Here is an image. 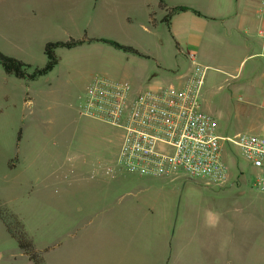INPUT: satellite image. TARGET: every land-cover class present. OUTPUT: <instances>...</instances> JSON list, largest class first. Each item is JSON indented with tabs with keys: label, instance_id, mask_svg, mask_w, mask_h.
<instances>
[{
	"label": "rangeland",
	"instance_id": "1",
	"mask_svg": "<svg viewBox=\"0 0 264 264\" xmlns=\"http://www.w3.org/2000/svg\"><path fill=\"white\" fill-rule=\"evenodd\" d=\"M190 1L131 0L114 13L118 26L128 15L131 25L144 21L162 39L147 35L142 40L160 65L153 70L157 75L150 73L148 85L163 77L178 85V75L194 70L161 20L172 7ZM72 2L0 0V52L27 63L32 73L46 64L48 42L113 34L103 25L92 30L56 22L61 11H73ZM38 7L49 12L42 22L32 12ZM114 14L89 8L82 15L107 20ZM114 41L128 45L133 40ZM90 42L58 48L59 64L34 80L9 75L0 63V205L17 214L43 247L55 249L71 233H93L94 264H264V192L253 186L257 169L237 149L234 156L225 152L230 177L220 186L123 168L117 157L118 131L79 110L88 85L98 77L111 80L104 73L110 63L106 51L112 47ZM205 58L199 60L208 67L201 102L218 133L258 134L254 106L233 87V75L243 79L254 61L238 71L224 56ZM88 153L107 154L117 169L93 174L80 164ZM69 159L81 168L67 171Z\"/></svg>",
	"mask_w": 264,
	"mask_h": 264
},
{
	"label": "crops",
	"instance_id": "2",
	"mask_svg": "<svg viewBox=\"0 0 264 264\" xmlns=\"http://www.w3.org/2000/svg\"><path fill=\"white\" fill-rule=\"evenodd\" d=\"M131 0H73L70 11H61V16L55 18L59 24L85 28L97 29L99 25L113 29V34L108 35H86L80 39L107 38L112 40H133L125 44L137 50L140 54L128 53L118 49L108 43L107 54L110 63L107 74L110 82H128L134 90H141L150 86L147 81L150 73L160 66L151 50L144 48L142 40H148L147 35L154 36V40H162L157 31L149 29L144 21L131 25L133 22L125 18L124 25L118 26L114 22L115 12H120L121 8L129 5ZM137 1V0H136ZM162 3V1H161ZM198 10L202 15H198L192 10L180 11L172 15L169 25L163 22L176 42L178 51L185 55L192 52L195 55L196 63L204 70V83L207 77L208 67H203L200 59L207 57H221L228 61H233L235 70L245 69L249 61L251 64L242 78L238 74L233 75L235 82L233 87L242 90L248 96V104L254 106L255 115L259 119L253 123L259 134L264 133V0H191L187 5ZM35 8V7H34ZM103 9L114 14L106 18L97 16L84 17V10ZM173 8V7H172ZM171 8V9H172ZM66 9V8H65ZM170 9V10H171ZM169 10V11H170ZM168 11V12H169ZM34 16L42 22L48 18L49 12L44 7L33 9ZM167 12V13H168ZM166 13V14H167ZM165 14V15H166ZM154 13L150 15V20L154 23ZM164 15V16H165ZM161 20L163 19V17ZM94 32V31H93ZM150 40H153L150 38ZM93 42L87 41L81 46L90 45ZM205 58V59H206ZM208 58V60L210 59ZM153 61V62H151ZM154 63V64H153ZM59 64V62H58ZM57 64V65H58ZM56 65V66H57ZM157 65V66H156ZM110 72V73H109ZM153 74H158L153 71ZM182 75L187 73H181ZM153 76V75H152ZM155 76V75H154ZM109 78V77H108ZM113 78V79H112ZM160 78V77H159ZM164 78V77H163ZM153 78V84L165 83L164 79ZM239 79V80H237ZM241 79V80H240ZM162 81V82H161ZM167 82H171L167 80ZM166 82V83H167ZM203 83V85H204ZM91 85V84H90ZM88 85L87 88L90 86ZM148 85V86H147ZM86 88V89H87ZM82 162L87 166V170L93 174H112L117 168L113 165V159L107 154L88 153L81 157ZM72 159H69L71 161ZM109 165L113 166V171H107ZM67 171L80 169L81 167L72 161L66 163ZM4 215L17 217L23 224L28 238L32 241L35 252L41 257V264H94L97 247L94 241L96 237L93 233L79 236L77 233L68 234L61 241H58L57 248L40 246L29 234L26 225L12 211L5 206ZM107 239V238H106ZM85 245V246H83ZM0 264H36L28 253L19 247L18 240L13 236L5 221L0 217Z\"/></svg>",
	"mask_w": 264,
	"mask_h": 264
},
{
	"label": "built area",
	"instance_id": "3",
	"mask_svg": "<svg viewBox=\"0 0 264 264\" xmlns=\"http://www.w3.org/2000/svg\"><path fill=\"white\" fill-rule=\"evenodd\" d=\"M185 56L194 70L178 75V85L158 83L134 90L125 81L96 78L80 100L81 114L118 131L117 157L123 168L151 177L206 179L220 186L230 177L225 152L234 156L237 149L257 169L253 186L264 192V133H218L201 102L204 70L194 53Z\"/></svg>",
	"mask_w": 264,
	"mask_h": 264
},
{
	"label": "trees",
	"instance_id": "4",
	"mask_svg": "<svg viewBox=\"0 0 264 264\" xmlns=\"http://www.w3.org/2000/svg\"><path fill=\"white\" fill-rule=\"evenodd\" d=\"M192 10L198 15H202V13L198 10H195L188 6H176L173 7L162 19V22H165L169 25L170 19L173 14L180 12ZM87 41H101L104 43H108L118 49H121L128 53H135L140 54L134 48L120 44L117 41L107 38H95V39H71L70 41H58V42H48L45 45L44 53L47 57L46 64L43 67H38L33 70L32 73L28 72L29 65L17 58L8 56L0 52V63L4 69V71L9 74L13 75L17 78H27L34 80L40 76L48 74L52 71L59 62L58 55L56 50L60 47L72 48L78 45H82ZM229 150V149H228ZM0 217L5 221L7 224L8 229L13 234V236L18 240L19 247L24 249L30 258L34 260L36 264H41V257L40 255L35 252L32 241L28 238L27 233L24 229L22 222L15 216L12 215H4L3 209L0 207ZM12 221L13 227L9 225V222Z\"/></svg>",
	"mask_w": 264,
	"mask_h": 264
}]
</instances>
